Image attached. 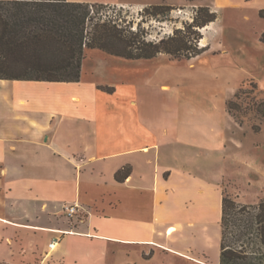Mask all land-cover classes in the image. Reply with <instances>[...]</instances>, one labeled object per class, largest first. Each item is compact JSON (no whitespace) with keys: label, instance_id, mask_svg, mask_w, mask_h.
<instances>
[{"label":"crops","instance_id":"1","mask_svg":"<svg viewBox=\"0 0 264 264\" xmlns=\"http://www.w3.org/2000/svg\"><path fill=\"white\" fill-rule=\"evenodd\" d=\"M119 95L117 85L85 84L82 77L79 83L0 80V261L20 264L42 251L39 262L47 264L53 256L58 264L176 257L209 264L216 243L214 264H220L223 196L257 205L264 194L247 198L248 190H234L225 168L213 175L165 157L166 136L140 121L134 99ZM125 167L130 174L118 182ZM65 204L80 205L83 215L69 220Z\"/></svg>","mask_w":264,"mask_h":264},{"label":"rangeland","instance_id":"2","mask_svg":"<svg viewBox=\"0 0 264 264\" xmlns=\"http://www.w3.org/2000/svg\"><path fill=\"white\" fill-rule=\"evenodd\" d=\"M83 2L92 5L93 17L111 18L123 29L131 26L140 42L163 40L166 47L183 50L177 57L162 54L151 60L128 61L87 49L82 81L117 85L120 97L134 99L140 121L147 120L158 138L166 136L160 148L165 157L192 163L197 171L201 167L199 172L213 175L225 168L228 175L224 180H233L230 185L234 190H248L247 198L256 196V192L264 194V118L254 111L264 102V17L260 16L264 0ZM155 5L167 8L156 15L147 10ZM210 13L216 14L215 21L202 27ZM240 89L246 93L238 100L235 94ZM106 98L103 96L106 104H113ZM229 100H237L243 110L232 116L226 107ZM195 141L201 146L195 147ZM220 149L225 160L217 157ZM200 155L202 159L195 157ZM247 180H253V185L249 186ZM228 185L224 183L225 188ZM263 199L264 196L260 201ZM159 207L162 209V205ZM58 220L65 221L66 227L74 225L64 216ZM226 243L237 246L231 236ZM240 244L255 252L249 258H264V247L258 241L250 245L245 239ZM22 251L27 253L25 247ZM216 252L215 243L210 249L209 264H214ZM34 253V259H23L20 264H40L43 252ZM58 262L53 256L48 264ZM154 264L194 263L176 257L164 262L157 258Z\"/></svg>","mask_w":264,"mask_h":264},{"label":"trees","instance_id":"3","mask_svg":"<svg viewBox=\"0 0 264 264\" xmlns=\"http://www.w3.org/2000/svg\"><path fill=\"white\" fill-rule=\"evenodd\" d=\"M91 7L87 2L68 0H0V80L79 83L87 49L129 61L151 60L160 54L177 57L183 50H172L163 40L140 42L131 26L123 29L111 18H95ZM166 8L155 5L147 10L158 15ZM260 16L264 17V10ZM215 19L216 14L210 13L202 27ZM261 40L264 42V34ZM99 89L114 91L109 87ZM243 93L246 90L240 89L235 98L239 100ZM226 107L232 116L243 110L237 100L227 101ZM254 111L264 118V102ZM130 171L129 167L121 169L116 180L125 181ZM221 225L220 264H264V258H249L255 252L240 244L245 239L250 245L256 240L264 247V199L250 206L224 195ZM228 236L237 246L227 245Z\"/></svg>","mask_w":264,"mask_h":264},{"label":"built area","instance_id":"4","mask_svg":"<svg viewBox=\"0 0 264 264\" xmlns=\"http://www.w3.org/2000/svg\"><path fill=\"white\" fill-rule=\"evenodd\" d=\"M63 212L65 214V216L69 219V220H73L76 217L82 216L84 213L83 208L78 205V204H65L63 206ZM59 242V240H54L52 241L49 245H48V249L49 250H53L55 249L57 243ZM40 264H47L45 263V259L40 263Z\"/></svg>","mask_w":264,"mask_h":264}]
</instances>
